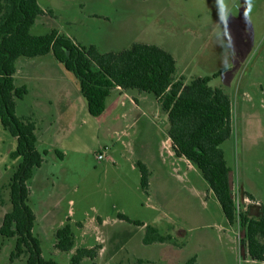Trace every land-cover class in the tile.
I'll return each instance as SVG.
<instances>
[{
    "label": "rangeland",
    "instance_id": "374dc122",
    "mask_svg": "<svg viewBox=\"0 0 264 264\" xmlns=\"http://www.w3.org/2000/svg\"><path fill=\"white\" fill-rule=\"evenodd\" d=\"M38 3L44 12L31 30L35 36L57 30L101 53L121 52L137 43L156 45L171 51L178 67L196 59L207 72L227 65L226 73L210 85L221 86L232 101L233 134L222 148L231 168L237 213L248 218L264 213V0H253L248 16L245 0H228L232 11L225 22L218 21L216 0ZM30 60L45 65L36 76L41 85L65 71L80 88L78 79L53 54L22 57L20 63ZM26 83L30 93L17 101L16 115L35 119L31 114L50 108L44 104L47 97L32 90L35 81ZM133 96L138 97L134 102L140 110L109 105L99 117L90 115L84 101L72 121L52 131L50 140L38 121V150L47 154L29 182V204L37 217L34 235L41 241L43 257L72 264L78 249L95 248L97 257L81 264H187L194 257L197 264H264L244 259L246 228L239 219L228 223L200 172L175 154L163 109L166 97L141 92ZM16 147L17 139L0 121V228L12 209L10 182L20 162L11 156ZM103 153L105 158L99 160ZM139 161L150 172L147 192L141 186ZM119 214L153 226L172 240L145 245L146 227L121 221ZM66 224L75 235L70 252L56 247V232ZM15 246L16 238L0 234V264H28L26 255L11 261Z\"/></svg>",
    "mask_w": 264,
    "mask_h": 264
},
{
    "label": "trees",
    "instance_id": "16d2710c",
    "mask_svg": "<svg viewBox=\"0 0 264 264\" xmlns=\"http://www.w3.org/2000/svg\"><path fill=\"white\" fill-rule=\"evenodd\" d=\"M38 0H0V121L5 130L17 139L13 159H20L10 182L12 209L0 228L4 238H16L11 261L27 256L28 264H58L45 259L41 241L34 235L36 214L30 206L29 182L40 169L47 152L38 150L37 125L32 118L16 115L17 101L28 94L26 86L16 85L17 60L53 54L65 69L78 79L88 112L101 116L107 108V99L113 89L138 91L164 99L168 115L169 138L175 154L189 161L202 175L230 225L239 219L246 228L245 258L264 262V213L248 218L237 213L231 182V168L222 145L233 134V106L231 98L222 89L210 86L211 78H195L185 83L176 80V61L166 50L150 44H134L121 52L101 53L94 45L82 46L67 35L52 30L35 36L31 29L43 14ZM168 93V94H167ZM141 173V186L147 192L150 172L145 163H136ZM251 200L255 198L248 194ZM121 221L145 226L119 214ZM143 238L145 245L164 243L171 236L159 235L156 228L147 225ZM56 247L70 252L75 247V235L70 224L56 232ZM95 248L78 249L72 264L83 259H95ZM187 264H197V258Z\"/></svg>",
    "mask_w": 264,
    "mask_h": 264
},
{
    "label": "crops",
    "instance_id": "0c3cea01",
    "mask_svg": "<svg viewBox=\"0 0 264 264\" xmlns=\"http://www.w3.org/2000/svg\"><path fill=\"white\" fill-rule=\"evenodd\" d=\"M210 9L211 11H214L212 10V8ZM262 18L264 19V16L261 17V20ZM218 25L219 24L216 23L213 26L214 28L213 32L215 31V28ZM162 49L169 52L176 61V74L174 76L175 80H177V78L179 77L180 79L183 78L186 83H189L191 80L195 78L209 77L211 78L210 83H212L215 79L219 78L221 75L225 74L227 71L225 68H222L220 70H213L211 72H207L204 70L207 68L202 67V64H198L196 59L194 61L193 60L184 61L181 63V66L178 67V60L174 56V54L168 49H165V48H162ZM51 64H52V60H51ZM44 66L45 65H43V63L41 62H39L38 64L37 62H32L31 60L29 62L20 63V58H19L16 64L17 73L15 75L16 81L22 80L23 82V84L18 85L19 87L26 86L27 89H29L27 83L24 84V82L30 79L31 81H35L36 83L35 86L33 85L32 90L34 91L39 90L41 92L40 98L43 97L42 95L47 97V102H45L44 104L48 105L50 109H47L44 113L40 112V114L39 113L31 114L35 119H33L32 117L31 118L36 122V125H37V138H38L37 146L41 144V138L39 137V134H38L40 130L38 121L39 123L44 124L41 127L43 136H45L46 138L50 140L52 138V135L54 134V133L52 134V131L56 127H59V124L61 125L62 122L67 123V122L72 121L73 117L76 115L77 110L80 108H83V106H85L84 101H86L81 93V88L78 87L77 82L71 76H69L65 71H60L58 74L59 77L57 79H49L47 83L41 85L40 81L38 80L36 76H38L39 72H42L44 70ZM39 78L42 80L44 79V76L40 75ZM213 88L222 89L221 86L213 87ZM29 93H30V89L28 90V94ZM137 94H138V91H124L119 87L113 89L110 96L107 99L106 110L109 109V105H111L113 108H116L117 105L129 106V110L132 109L133 106H135V108L140 110L141 108L134 102V99L138 100V97L135 98L133 95H137ZM143 94L148 95L146 93H143ZM121 130L123 129H120V131ZM126 132L127 131H124V133ZM248 193L252 195L255 198V200H257L256 197L252 193L250 192ZM257 203H258V200H257Z\"/></svg>",
    "mask_w": 264,
    "mask_h": 264
},
{
    "label": "clouds",
    "instance_id": "9594fccd",
    "mask_svg": "<svg viewBox=\"0 0 264 264\" xmlns=\"http://www.w3.org/2000/svg\"><path fill=\"white\" fill-rule=\"evenodd\" d=\"M217 3V18L219 22H225L230 17L229 14L232 11L231 5L228 3V0H216ZM247 5L244 15L248 16L253 12V0H245ZM227 65L225 69L227 70Z\"/></svg>",
    "mask_w": 264,
    "mask_h": 264
},
{
    "label": "built area",
    "instance_id": "2783aa9c",
    "mask_svg": "<svg viewBox=\"0 0 264 264\" xmlns=\"http://www.w3.org/2000/svg\"><path fill=\"white\" fill-rule=\"evenodd\" d=\"M105 158V154L103 153V154H100L99 156H98V159L99 160H103Z\"/></svg>",
    "mask_w": 264,
    "mask_h": 264
}]
</instances>
